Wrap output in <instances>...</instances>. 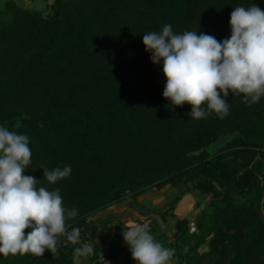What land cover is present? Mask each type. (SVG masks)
Masks as SVG:
<instances>
[{"label": "trees", "instance_id": "obj_1", "mask_svg": "<svg viewBox=\"0 0 264 264\" xmlns=\"http://www.w3.org/2000/svg\"><path fill=\"white\" fill-rule=\"evenodd\" d=\"M253 4L264 11V0H54L44 11L5 2L0 126L29 138L24 175L38 180L37 189L59 190L65 209L77 210L66 230L83 235L76 245L58 237L54 254H0V264H75L74 249L90 239L86 233L95 241L107 226L93 219L98 212L122 202L126 192L139 196L167 185L182 188L180 200L193 192L211 196L196 232L188 218L176 221L171 260L264 264V162L254 161L255 147L264 145V96L245 102L229 91L226 117L205 104L206 117L192 119L191 105L169 107L162 62L154 64L143 44L145 33L166 24L175 34L197 31L222 42L231 36L233 8ZM230 137L227 153H209ZM65 166L72 169L68 177L55 184L44 178L42 167ZM179 199L162 217H176ZM92 247L90 264L124 252L109 236ZM203 247L208 250L200 252ZM131 263L129 253L125 264Z\"/></svg>", "mask_w": 264, "mask_h": 264}, {"label": "clouds", "instance_id": "obj_2", "mask_svg": "<svg viewBox=\"0 0 264 264\" xmlns=\"http://www.w3.org/2000/svg\"><path fill=\"white\" fill-rule=\"evenodd\" d=\"M231 36L222 42L197 31L175 34L166 24L161 32L143 36L145 51L154 64L162 62L166 86L163 96L169 107L191 105L189 116L199 120L208 112L221 118L229 114L225 98L243 94L245 102H258L264 96V11L253 4L237 6L230 14ZM207 106L206 112L203 105ZM29 138L0 126V254L43 256L57 252V240L66 236L80 244V229L66 230V219L77 210H66L59 190L37 189L38 180L24 175L31 163ZM50 184L71 174V166L46 168ZM31 229L25 235V229ZM122 235L137 264H169L175 250L154 240L146 224L130 223ZM94 253L90 244L74 249L77 256Z\"/></svg>", "mask_w": 264, "mask_h": 264}, {"label": "rangeland", "instance_id": "obj_3", "mask_svg": "<svg viewBox=\"0 0 264 264\" xmlns=\"http://www.w3.org/2000/svg\"><path fill=\"white\" fill-rule=\"evenodd\" d=\"M7 0H0V8H2ZM18 3L28 9L48 10L54 0H16ZM231 139L225 138L216 142L211 146L208 151L211 155L217 153L225 154L227 151L223 150V146ZM257 154L254 157V161L264 162L262 153H264V145L255 147ZM254 169V167H253ZM181 188V187H180ZM172 187L167 185L163 188H154L153 190L146 191L139 196L133 195V193L126 192L122 202L111 206L110 208L98 212L93 219H103L107 222V226L103 230H97L95 235V241L92 239L91 232H87L85 237H90L89 240L84 241L91 246L94 243L100 242L105 237L109 236L113 239L116 245H120L124 252H121L118 258L123 257L124 260H128V254L130 247L125 243L122 232L127 231V225L130 223L146 224L148 226L149 233L153 236L154 240L161 243L163 247L167 248L170 243L173 242V236L176 232L175 224L178 219L188 218L190 222L195 221L202 211L209 212V202L211 196H201L198 193L192 194L186 193L183 196L180 195L182 188ZM180 189V190H179ZM234 193L240 194L238 190ZM176 199L175 203V215L176 217L167 216L162 217L166 211L169 210L171 203ZM153 230H152V229ZM82 231H80V238H82ZM82 244V245H83ZM207 247H203L200 252L207 251ZM177 260H175V263ZM173 263V262H172ZM75 264H90V262L82 256L75 257ZM131 264H137L132 259Z\"/></svg>", "mask_w": 264, "mask_h": 264}, {"label": "built area", "instance_id": "obj_4", "mask_svg": "<svg viewBox=\"0 0 264 264\" xmlns=\"http://www.w3.org/2000/svg\"><path fill=\"white\" fill-rule=\"evenodd\" d=\"M190 232L194 233L197 230L195 221H192L189 225ZM127 260L125 261L123 257L118 259L108 258L105 255H101L98 260L93 264H125Z\"/></svg>", "mask_w": 264, "mask_h": 264}, {"label": "crops", "instance_id": "obj_5", "mask_svg": "<svg viewBox=\"0 0 264 264\" xmlns=\"http://www.w3.org/2000/svg\"><path fill=\"white\" fill-rule=\"evenodd\" d=\"M173 262V263H172ZM177 262V261H176ZM169 264H176L175 263V259L174 260H171L170 262H169Z\"/></svg>", "mask_w": 264, "mask_h": 264}, {"label": "water", "instance_id": "obj_6", "mask_svg": "<svg viewBox=\"0 0 264 264\" xmlns=\"http://www.w3.org/2000/svg\"><path fill=\"white\" fill-rule=\"evenodd\" d=\"M203 219H201V221H202Z\"/></svg>", "mask_w": 264, "mask_h": 264}]
</instances>
